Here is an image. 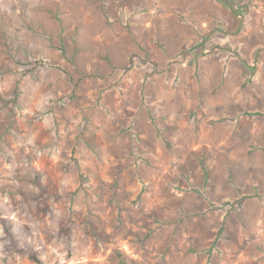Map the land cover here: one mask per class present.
Here are the masks:
<instances>
[{"label":"rangeland","instance_id":"1","mask_svg":"<svg viewBox=\"0 0 264 264\" xmlns=\"http://www.w3.org/2000/svg\"><path fill=\"white\" fill-rule=\"evenodd\" d=\"M0 0V264H264V0Z\"/></svg>","mask_w":264,"mask_h":264},{"label":"trees","instance_id":"2","mask_svg":"<svg viewBox=\"0 0 264 264\" xmlns=\"http://www.w3.org/2000/svg\"><path fill=\"white\" fill-rule=\"evenodd\" d=\"M220 2H222L225 6H228V4L224 0H220Z\"/></svg>","mask_w":264,"mask_h":264},{"label":"crops","instance_id":"3","mask_svg":"<svg viewBox=\"0 0 264 264\" xmlns=\"http://www.w3.org/2000/svg\"><path fill=\"white\" fill-rule=\"evenodd\" d=\"M220 1V0H219ZM222 3V2H221Z\"/></svg>","mask_w":264,"mask_h":264}]
</instances>
